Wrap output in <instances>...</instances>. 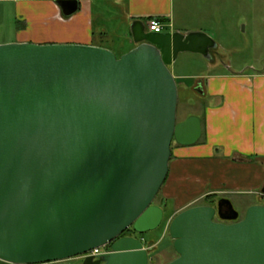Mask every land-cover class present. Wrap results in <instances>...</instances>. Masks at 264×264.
Here are the masks:
<instances>
[{
    "label": "water",
    "instance_id": "95a60500",
    "mask_svg": "<svg viewBox=\"0 0 264 264\" xmlns=\"http://www.w3.org/2000/svg\"><path fill=\"white\" fill-rule=\"evenodd\" d=\"M64 16L78 0H55ZM136 46L117 56L82 43L0 44V264H150V246L130 228L159 227L154 204L172 144L192 145L202 120H177L170 65L182 52L212 58L205 31H150L131 23ZM216 218L221 221H217ZM178 256L166 264H264V204L241 217L231 199L175 215Z\"/></svg>",
    "mask_w": 264,
    "mask_h": 264
},
{
    "label": "crops",
    "instance_id": "0c3cea01",
    "mask_svg": "<svg viewBox=\"0 0 264 264\" xmlns=\"http://www.w3.org/2000/svg\"><path fill=\"white\" fill-rule=\"evenodd\" d=\"M9 1L15 2L16 14L28 28L26 33L20 31V36L26 34L17 40L20 42L92 44L108 48L119 57L136 46L131 23L137 19L145 22L147 30L150 19L156 18L164 31L206 32L192 29L189 21L180 17L186 7L178 9L176 0H78L77 12L69 17L63 16L54 0ZM42 8L49 13L43 23L38 14ZM216 43L218 54L212 58L198 53L202 59L196 61L198 71L194 74L186 62L170 65L179 86L186 90L193 84L199 96L196 101L200 110H191L187 116L196 114L202 120L198 142L172 144L162 194L167 203L175 200L174 216L199 205L196 203L202 199V204L214 205L220 197L235 196L246 197V208L264 204V70L234 67L221 52L226 47ZM206 196L209 203H205ZM250 196L255 199L250 200Z\"/></svg>",
    "mask_w": 264,
    "mask_h": 264
},
{
    "label": "rangeland",
    "instance_id": "374dc122",
    "mask_svg": "<svg viewBox=\"0 0 264 264\" xmlns=\"http://www.w3.org/2000/svg\"><path fill=\"white\" fill-rule=\"evenodd\" d=\"M176 5L178 9L182 5L186 7L183 14L180 12V17L186 18L192 29L203 28L216 42L226 47L221 49V52L234 67L249 71L253 68L264 70V0H176ZM38 14H41L40 21L43 23L47 18L46 15H49L48 9L42 8ZM43 30L40 29L42 37L45 36ZM20 31L26 33L28 28L26 29L25 20L17 16L15 2L0 0V44L14 42L20 37H25L26 34L19 35ZM201 57L198 53L182 52L175 62L177 65L188 63L187 69L194 74L198 71L195 63L198 59H202ZM197 97L199 98L193 84L186 90L179 86L178 121L183 120L191 110H200L201 105L196 101ZM193 103L197 107H193ZM176 144L174 142L173 147ZM162 193L161 188L154 200V204L166 210L161 225L145 234L137 233L136 235L146 245L152 242L150 264H166L178 256L173 245V238L169 233V225L175 217L171 213L176 209V202L171 199L167 203L163 200ZM231 198L235 208L243 217L247 210L243 202L247 200L246 197L238 199L231 196ZM254 199V196H250V200ZM202 202L203 199L196 204L200 205ZM77 259L78 257H73L45 264H73Z\"/></svg>",
    "mask_w": 264,
    "mask_h": 264
},
{
    "label": "built area",
    "instance_id": "2783aa9c",
    "mask_svg": "<svg viewBox=\"0 0 264 264\" xmlns=\"http://www.w3.org/2000/svg\"><path fill=\"white\" fill-rule=\"evenodd\" d=\"M149 29H150V31H156V32L164 31V25H162L160 23V21L157 20L156 18H153V19H150V21H149ZM109 251H110L109 245H104V246L94 248V249L88 251L87 253L81 255L80 257H82V258H85L87 256L97 257L98 255L103 254V253H107Z\"/></svg>",
    "mask_w": 264,
    "mask_h": 264
},
{
    "label": "trees",
    "instance_id": "16d2710c",
    "mask_svg": "<svg viewBox=\"0 0 264 264\" xmlns=\"http://www.w3.org/2000/svg\"><path fill=\"white\" fill-rule=\"evenodd\" d=\"M168 19H164V21H166ZM177 83H178V87H179V81L176 79ZM205 203H209L210 202V199H209V196H206L205 197ZM133 233H137L134 229L130 228L128 229L123 235H131ZM141 234H145V233H141ZM148 244H152V242H149Z\"/></svg>",
    "mask_w": 264,
    "mask_h": 264
},
{
    "label": "flooded vegetation",
    "instance_id": "af4514ba",
    "mask_svg": "<svg viewBox=\"0 0 264 264\" xmlns=\"http://www.w3.org/2000/svg\"><path fill=\"white\" fill-rule=\"evenodd\" d=\"M62 16V15H61ZM64 16V15H63ZM212 54L213 55H217L218 53H217V51H216V49H213L212 50ZM216 220L217 221H221L220 219H218V218H216ZM137 235V233H133V234H131V235H124V236H136ZM110 246L111 245H109V249H110ZM83 261V258L82 257H78V259H77V261H75L73 264H78V263H80V262H82Z\"/></svg>",
    "mask_w": 264,
    "mask_h": 264
}]
</instances>
